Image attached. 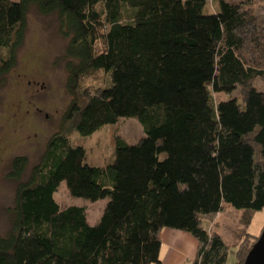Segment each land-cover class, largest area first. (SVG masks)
Here are the masks:
<instances>
[{
	"label": "trees",
	"instance_id": "16d2710c",
	"mask_svg": "<svg viewBox=\"0 0 264 264\" xmlns=\"http://www.w3.org/2000/svg\"><path fill=\"white\" fill-rule=\"evenodd\" d=\"M0 0V85L16 65L32 9L56 15L69 42L72 99L26 180L27 156L12 160V225L0 235V264H162V231L190 233L188 264H226L231 249L209 230L229 204L264 209V0ZM128 14V15H127ZM106 85L84 86L98 74ZM238 96L218 100L217 94ZM136 117L145 136L130 144L113 130V161L87 163L81 135ZM69 194L109 198L91 225L86 208L61 207ZM244 243V242H243ZM238 246L243 264L254 241Z\"/></svg>",
	"mask_w": 264,
	"mask_h": 264
},
{
	"label": "rangeland",
	"instance_id": "374dc122",
	"mask_svg": "<svg viewBox=\"0 0 264 264\" xmlns=\"http://www.w3.org/2000/svg\"><path fill=\"white\" fill-rule=\"evenodd\" d=\"M226 1L239 3L242 0ZM219 2L208 0L203 13H217ZM27 25L24 43L18 51L17 65L5 75L0 85V235H6L12 225L17 187V181L8 177L12 160L18 156L28 157L29 164L22 177V180H26L32 167L40 162L50 139L63 129V114L72 99L67 88L68 59L65 56L69 38L60 31L57 16H43L32 9ZM7 54L8 48L0 47V60ZM95 77L87 78L83 85L99 86L108 82L102 73ZM255 85L264 91V81L257 80ZM238 94L239 88L232 95L219 93L217 98L227 100ZM64 127L73 142L85 146L87 163L97 166H106L113 161L114 129L130 144L145 136L143 126L136 117L120 118L117 123L104 125L85 136L71 123ZM55 198L63 208L72 205L85 207L91 225L100 220L109 200L92 201L72 196L65 181L60 184ZM205 226L220 234L231 245L226 264H236L239 244L247 242L251 245L262 234L264 209L252 212L226 204V208L213 221H205Z\"/></svg>",
	"mask_w": 264,
	"mask_h": 264
},
{
	"label": "crops",
	"instance_id": "0c3cea01",
	"mask_svg": "<svg viewBox=\"0 0 264 264\" xmlns=\"http://www.w3.org/2000/svg\"><path fill=\"white\" fill-rule=\"evenodd\" d=\"M197 250L198 241L190 233L172 228L162 231V264H188L194 260Z\"/></svg>",
	"mask_w": 264,
	"mask_h": 264
},
{
	"label": "water",
	"instance_id": "95a60500",
	"mask_svg": "<svg viewBox=\"0 0 264 264\" xmlns=\"http://www.w3.org/2000/svg\"><path fill=\"white\" fill-rule=\"evenodd\" d=\"M244 264H264V229L250 249Z\"/></svg>",
	"mask_w": 264,
	"mask_h": 264
}]
</instances>
